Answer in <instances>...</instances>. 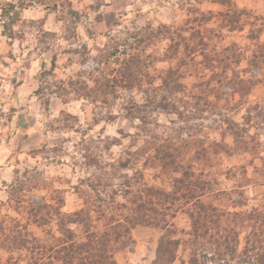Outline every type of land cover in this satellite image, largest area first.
<instances>
[{"label":"rangeland","instance_id":"1","mask_svg":"<svg viewBox=\"0 0 264 264\" xmlns=\"http://www.w3.org/2000/svg\"><path fill=\"white\" fill-rule=\"evenodd\" d=\"M217 1L0 0V226L4 224L7 234L14 221L31 223L29 205L54 204L60 195L65 199L63 212L85 208L95 201L89 185L98 177L111 186L106 187L108 194L123 189V174H137L136 188L147 185L170 191L173 176L140 152L154 135L169 138L185 151L209 148L196 172H208L216 189L242 192L245 199L240 202L234 193L221 197L219 204L230 211H264V64H248L254 55L262 63L258 57L264 52V0H233L244 12L237 24L241 28L235 31L224 16L228 8ZM12 7L18 14L14 24L8 15L3 17ZM160 26L170 30L173 40H148L144 57L149 77L141 89H121L96 101L72 92L71 81L82 79L92 87L96 78L115 76L130 45L136 47V33ZM10 30L14 38L8 37ZM115 45L118 53L107 55ZM140 45L142 50L145 43ZM177 45L179 51L174 52ZM226 48L231 50L224 53ZM216 52L231 65L228 80L239 76L257 82L250 96L241 99L227 87L224 76L214 75L221 74L214 61ZM237 56L243 59L240 65L234 63ZM170 68L178 69L177 82L185 90L165 99L160 78ZM214 78L224 85L212 90L209 83ZM166 103L168 110L161 106ZM236 137L247 141L249 152L234 151ZM92 159H98L102 169L92 167ZM121 161L128 163V170H118ZM17 180L27 184L21 193L24 208L18 211L8 194L18 186ZM33 185L40 189L30 190ZM116 201L123 198L118 195ZM242 201L247 205L233 208ZM169 219L178 229L176 238L188 240V215L180 211ZM33 230L38 236L41 231L59 235L55 218ZM249 232L240 236L241 249ZM161 236L160 231L137 227L132 231L135 244L116 254L118 264H152ZM10 255L0 248V260L5 262ZM190 255L183 243L174 264H188ZM199 259L201 264H243L229 257L215 262L211 255Z\"/></svg>","mask_w":264,"mask_h":264},{"label":"trees","instance_id":"2","mask_svg":"<svg viewBox=\"0 0 264 264\" xmlns=\"http://www.w3.org/2000/svg\"><path fill=\"white\" fill-rule=\"evenodd\" d=\"M217 2L228 8L224 16L229 18L230 30L240 29L241 27H237V24L244 12L237 8L233 0H218ZM12 8L4 11L3 17L7 18L8 15L7 19L14 24L18 19V14L14 12V7ZM6 30L9 31L7 27H5ZM144 33L147 35L144 36ZM144 33L142 31L136 33V47L130 45L131 49L129 48V53L125 55L122 66L115 76L110 78L106 75L96 78L93 80L92 87L82 79L71 81L69 84L72 92L79 98L96 101L99 96L115 95L121 89L127 92L141 89L143 79L148 75L146 69L149 65L144 57L146 48L149 46L148 42L153 38L161 41L173 40L170 30L165 26L156 29L149 27ZM8 37H15L12 30ZM144 43V48L139 49L140 44ZM200 45H205L203 38ZM174 46L170 45V49ZM179 48L180 46L177 45L174 52L179 51ZM230 50L231 48H226L223 52L227 53ZM115 53H118L117 45L114 46L113 53L107 55L114 56ZM216 54L218 57L214 61L219 63L218 70H221V74L215 73L214 75L220 78L224 76V79L228 80L227 70L231 65L226 63L228 61H225L226 58H219L220 53L216 52ZM108 58L109 56L105 60L107 61ZM258 59H262V63L256 61L254 55L248 64L260 67L264 64V52ZM233 60L236 65H240L243 61L239 56ZM181 66L182 64L179 69ZM164 74L160 78L161 85L159 86L163 98L166 99L171 93H180L185 90L182 83L177 82L179 80L178 69L170 68ZM148 83L151 84V82ZM224 83L222 79L214 78L209 84L213 86L212 90H215L217 85L222 86ZM225 84L241 99H245L250 96L257 82L252 78L243 79L235 76ZM133 104L131 106H136L135 103ZM166 104L161 106L168 110L170 104ZM172 108L177 110L175 105H172ZM132 111L133 109L129 107L128 112ZM152 139L149 146L140 152L148 156L147 161L157 162L165 175L173 176V187L170 191L147 185H140L136 188L135 186L139 183L137 174L133 176L123 174L121 176L124 178L121 187L123 189H112L109 194L108 189L105 190L106 187L111 186L103 184V179L99 177L95 179V184L93 182L89 185L95 201L89 202L85 208L74 213L63 212L65 199L60 195L53 199L54 204L43 202L29 205L26 210H28V222L31 223L21 225V222L14 221L15 226L8 234L6 233L7 228L1 223L0 232L3 240L0 248L11 255L5 262L0 260V264H118L116 254L124 252L135 244L132 231L137 227H146L162 233L152 264H174L183 243L191 250L188 264H201L199 256L206 258L208 255H211L212 262L229 257L243 264H264V211L257 208L251 211H230L219 204L221 197L232 196L234 193L239 195L240 202L245 199L242 192L216 189L217 183L212 180L208 172L203 170L196 172L197 166L207 159L210 153L209 148L192 147L185 151L181 146L173 144L169 138L161 139L154 135ZM235 144L234 151H239V153L250 151L247 141L239 137H236ZM186 147L183 146V148ZM90 165L95 169H102L98 159H92ZM119 169L128 170V163L119 162ZM17 183L15 190L9 191L8 194L9 200L16 203L15 210L18 211L24 208L21 193L26 191L27 184L22 180L19 182L17 180ZM28 188L30 190L40 189L38 185ZM55 192L60 194L58 190ZM103 193L105 197L101 196ZM118 195L123 198V202L116 201ZM93 204L96 205L93 206L95 209L90 206ZM246 205L242 201L233 208ZM170 211L172 214L169 213ZM180 211L187 214L191 222L190 230L185 233L188 240L176 238L178 229L169 219V217L175 218ZM94 213L97 214L95 219L93 218ZM52 218L57 220L58 236L50 231H41L42 235L39 236L34 233L33 229L49 224ZM32 223L35 228L31 229ZM248 229L250 232L241 249L240 236Z\"/></svg>","mask_w":264,"mask_h":264}]
</instances>
